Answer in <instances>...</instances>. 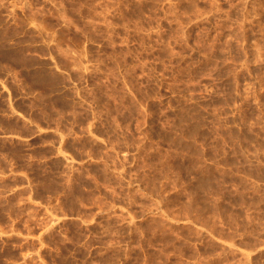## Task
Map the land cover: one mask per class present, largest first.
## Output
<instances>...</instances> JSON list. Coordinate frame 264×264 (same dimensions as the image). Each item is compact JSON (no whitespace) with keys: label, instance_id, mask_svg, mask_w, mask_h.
Segmentation results:
<instances>
[{"label":"rangeland","instance_id":"1","mask_svg":"<svg viewBox=\"0 0 264 264\" xmlns=\"http://www.w3.org/2000/svg\"><path fill=\"white\" fill-rule=\"evenodd\" d=\"M0 249L264 264V0H0Z\"/></svg>","mask_w":264,"mask_h":264},{"label":"crops","instance_id":"2","mask_svg":"<svg viewBox=\"0 0 264 264\" xmlns=\"http://www.w3.org/2000/svg\"><path fill=\"white\" fill-rule=\"evenodd\" d=\"M38 133H39V132H37V130H35V131L31 134L30 137H32V136H36ZM0 250H1V249H0ZM0 264H6V263H0ZM13 264H18V263H13ZM19 264H21V263H19Z\"/></svg>","mask_w":264,"mask_h":264}]
</instances>
